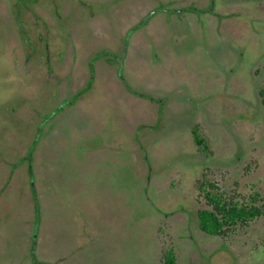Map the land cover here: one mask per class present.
Masks as SVG:
<instances>
[{
	"label": "rangeland",
	"instance_id": "1",
	"mask_svg": "<svg viewBox=\"0 0 264 264\" xmlns=\"http://www.w3.org/2000/svg\"><path fill=\"white\" fill-rule=\"evenodd\" d=\"M18 6L27 41L17 0H0V148L10 163L0 174L17 172L0 199V264L37 236L33 181L48 217L43 253L58 249L64 264H161V238L175 244L177 264H264V212L211 236L199 227L195 187L208 168L222 189L258 193L264 207V0ZM93 58V85L75 101ZM197 121L212 155L194 143ZM34 139L31 179L27 161L11 165Z\"/></svg>",
	"mask_w": 264,
	"mask_h": 264
},
{
	"label": "trees",
	"instance_id": "2",
	"mask_svg": "<svg viewBox=\"0 0 264 264\" xmlns=\"http://www.w3.org/2000/svg\"><path fill=\"white\" fill-rule=\"evenodd\" d=\"M22 0H17V7L16 9H13L14 17L16 18V22L22 29V33L24 34V38L28 39V35L25 32L24 22L20 20V15L23 12L17 11V9H22V6H18V4L21 3ZM30 0H27V2ZM34 1V0H33ZM29 6V5H28ZM26 8V6H24ZM162 10L164 9L167 12H170L171 14L176 11L177 9L174 8H168L167 6L163 5L160 6ZM211 7L207 8L206 10H211ZM187 11H194L198 14L201 13L203 10L202 8H198L194 5H189L185 7ZM26 10H30L29 7L26 8ZM161 10V9H160ZM158 11V10H157ZM214 11V10H213ZM212 11V12H213ZM178 12V11H177ZM156 13V9L151 12L146 18H143L141 22L134 27H132V31L137 29L138 27L142 26L143 24H146L152 14ZM153 15V16H154ZM26 34V35H25ZM102 55H108V52H101L98 54V57ZM95 59H92V62H90V76L88 83L80 89V91L77 93L75 97V101L79 95H81L83 92L88 90L92 85L93 81L95 79ZM122 73V72H121ZM123 74H121V77ZM127 87L130 89L131 92L136 93L138 95L145 96L147 98L153 99V100H163V98H155L151 96L150 94H141L132 89L128 83H125ZM260 99L264 108V85L261 86L259 91ZM161 114V113H160ZM40 115L43 116V120L47 119L48 117L54 116V113H40ZM46 116V117H45ZM194 143L198 149V151L207 154L212 155L213 150L210 146L209 139L207 138L205 132H204V126L201 122H196L192 126V133ZM38 143L37 139L33 140L32 145H30L29 150L27 151V154L20 159V161H17L14 166L11 165L12 170L15 168L16 164H21L23 161L28 162V167L30 171V178H34V150L36 147V144ZM3 153V154H2ZM4 151L3 148H0V159H2L0 162V171L3 172V170L6 168L4 167V162L7 164H10L7 159L3 157ZM23 160V161H22ZM19 166V165H18ZM16 169V168H15ZM14 169V170H15ZM1 172V173H2ZM3 174V173H2ZM0 174V191H4L7 187L6 185H2L1 182V176ZM30 180V179H29ZM28 180V181H29ZM32 183V182H31ZM31 192L34 200V213H35V224L39 227V224L41 222V203L39 201L38 197V191L37 186L33 183L31 184ZM6 187V188H5ZM195 187L198 192V196L200 199L203 197L205 201V206H200L197 209V220L199 222L200 230L205 232L206 234H209L211 236H224L231 231L238 223H248L249 221L261 216L264 212V207L262 205H259L260 201V195L258 193L252 194L249 198H243L238 199L234 195L230 194L226 190L222 189V187L219 185V183L212 177H210V171L209 169H205L202 176L198 178L195 181ZM2 191V192H3ZM3 194V193H2ZM0 194V195H2ZM37 227V228H38ZM160 230H163L164 228L162 226H159ZM36 238L33 237V242L31 245V259L34 264H61L59 261L49 262L41 260L37 254H36ZM162 242V248H161V264H177L178 262V255L176 246L173 242L167 241L163 238L160 239ZM3 264V263H2Z\"/></svg>",
	"mask_w": 264,
	"mask_h": 264
},
{
	"label": "crops",
	"instance_id": "3",
	"mask_svg": "<svg viewBox=\"0 0 264 264\" xmlns=\"http://www.w3.org/2000/svg\"><path fill=\"white\" fill-rule=\"evenodd\" d=\"M106 149V148H105ZM16 173L17 172H14L12 175H16ZM9 174V173H8ZM12 175L10 176V177H8V176H6V175H2L1 176V182H2V184H4V185H6V189H8V187H9V185H10V181H13L14 180V178H12ZM9 178V179H8ZM12 178V179H11ZM28 182V180H27V177H26V183ZM5 189V190H6ZM38 189V188H37ZM36 189V190H37ZM5 190L2 192V191H0V194H2V195H0V199H2L3 198V195H4V192H5ZM22 190V189H21ZM21 190H19V191H21ZM38 191V197H39V199H40V203H41V208H42V202H41V198H40V196H39V190H37ZM31 199V198H30ZM28 200L27 202H26V205H27V207L29 206L28 204H30L31 205V201L32 200ZM24 203V202H23ZM34 203V202H33ZM33 208V209H32ZM1 209V208H0ZM28 212H29V210H27ZM33 212V213H32ZM42 213V212H41ZM30 215L33 217V218H35L34 216V204L32 205V207H31V211H30ZM42 218H41V222H40V224H39V227H38V231H37V236L35 237L37 240H36V254H37V256L41 259V260H44V261H49V262H54V261H59L61 264H64V259L65 258H59V250L57 249V251H54V255H56V257L54 258V255H52L51 257H50V255L49 254H47L46 252V255L43 253V251H46V249H44V248H47V246H45L44 247V245H43V247H42V240L44 239V237H43V224H44V222L46 221V218H48L46 215H45V213L43 212L42 213V216H41ZM28 227L29 228H31V224L30 225H28ZM29 238L30 237H28V240L26 241V244L28 243V242H30L29 241ZM71 239H72V237H71ZM32 241H33V239H32ZM31 241V242H32ZM44 242H45V239H44ZM57 247V245H55L54 246V248H56ZM65 251H62L61 253H64ZM31 249L30 248H28V246H25L24 247V253L22 254V256L20 257V258H18V260H13V259H11L9 262H8V264H23V262H25L26 264H34L33 262H32V259H31ZM62 259H63V261H62ZM2 264V263H1Z\"/></svg>",
	"mask_w": 264,
	"mask_h": 264
},
{
	"label": "flooded vegetation",
	"instance_id": "4",
	"mask_svg": "<svg viewBox=\"0 0 264 264\" xmlns=\"http://www.w3.org/2000/svg\"><path fill=\"white\" fill-rule=\"evenodd\" d=\"M36 1H38V0H30V1H28L27 3H29V4H31V3H35ZM56 75V74H55ZM57 76V75H56ZM58 80H60V79H58L57 77H56V83H59V81ZM36 235H37V233H36Z\"/></svg>",
	"mask_w": 264,
	"mask_h": 264
}]
</instances>
